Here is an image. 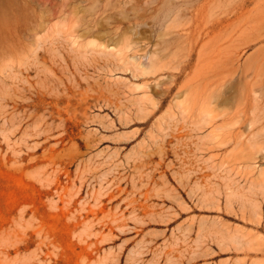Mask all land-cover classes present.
<instances>
[{
  "label": "rangeland",
  "instance_id": "obj_1",
  "mask_svg": "<svg viewBox=\"0 0 264 264\" xmlns=\"http://www.w3.org/2000/svg\"><path fill=\"white\" fill-rule=\"evenodd\" d=\"M0 264H264V0H0Z\"/></svg>",
  "mask_w": 264,
  "mask_h": 264
},
{
  "label": "bare ground",
  "instance_id": "obj_2",
  "mask_svg": "<svg viewBox=\"0 0 264 264\" xmlns=\"http://www.w3.org/2000/svg\"><path fill=\"white\" fill-rule=\"evenodd\" d=\"M241 111H242V110H240V109L237 108L236 111H235V114H239ZM81 178H82V177H81ZM92 196H93V195H92ZM97 197L100 198L99 195H98V196L96 195V197H94V198H95V199H98ZM103 197H104V196H103ZM100 200H101V199H100ZM110 200H111V199H110ZM94 201H95V200H94ZM97 201H98V200H97ZM95 202H96V201H95ZM102 204H103V203H102ZM91 209H92V208H91ZM100 209H102V208H100ZM92 210H93V209H92ZM98 210H99V209H98ZM98 210H97V211H98ZM90 212H91V211H90ZM93 212H94V211H93ZM95 212H96V211H95ZM100 212H101V211H100ZM84 214H85V213H84ZM84 214H83V215H84ZM87 214H88V213H87ZM90 214H95V213H90ZM104 214H106V213H104ZM110 214H111V213H110ZM110 216H111V215H109V217H106V218L108 219V218H110ZM102 218H103V216H102ZM102 218L100 217V219H102ZM100 219H98V220H100ZM104 219H105V218H104ZM104 219H103V220H104ZM103 220H102V221H103ZM110 220H111V219H110ZM100 222H101V221H100ZM107 222H110V221L108 220ZM106 224H107V223H106ZM109 224H110V223H109ZM90 225H91V224H90ZM91 227H93V225L90 226V228H91ZM10 250H11V249H10Z\"/></svg>",
  "mask_w": 264,
  "mask_h": 264
}]
</instances>
